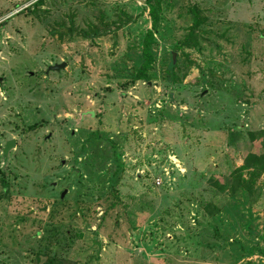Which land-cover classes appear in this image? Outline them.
Wrapping results in <instances>:
<instances>
[{
	"label": "rangeland",
	"instance_id": "1",
	"mask_svg": "<svg viewBox=\"0 0 264 264\" xmlns=\"http://www.w3.org/2000/svg\"><path fill=\"white\" fill-rule=\"evenodd\" d=\"M33 1L0 0V264H264V171L226 188L264 151V0H162L147 80L143 0Z\"/></svg>",
	"mask_w": 264,
	"mask_h": 264
},
{
	"label": "trees",
	"instance_id": "2",
	"mask_svg": "<svg viewBox=\"0 0 264 264\" xmlns=\"http://www.w3.org/2000/svg\"><path fill=\"white\" fill-rule=\"evenodd\" d=\"M162 0H143L146 8L147 14L149 17L150 25L147 28L142 36L141 43H140V56L141 61L138 66H132L129 68V74L132 75L133 79H148L147 71L150 69L152 61H153V54L151 52V46L154 42V30L157 26L158 21V14L160 9V3ZM42 3V0H34L29 5L25 6L23 9L27 13H35L36 8ZM20 11V10H19ZM198 14L193 11L192 15V26H196L199 22ZM3 21V20H2ZM71 31V28H68ZM96 31V32H95ZM95 33H100V30H94ZM93 32V33H94ZM61 32H59V35ZM79 34L83 37L85 34L83 31L79 32ZM191 39V38H189ZM192 46L197 48L196 42L191 40ZM175 63L169 60L168 63V70H172ZM262 134H264V129H262ZM264 171V151L260 153L254 152H247L243 158L241 163L233 168L229 175L231 176L230 181L226 183V188L230 190V193L235 191H239L241 194H249V190H251L252 185L255 182V179ZM0 198L3 196L4 189L6 184L1 181L0 184ZM232 195V194H231ZM114 201L111 202L110 205H113ZM42 264H62L61 259L57 258L53 252H49L46 255L45 259L42 261Z\"/></svg>",
	"mask_w": 264,
	"mask_h": 264
},
{
	"label": "water",
	"instance_id": "3",
	"mask_svg": "<svg viewBox=\"0 0 264 264\" xmlns=\"http://www.w3.org/2000/svg\"><path fill=\"white\" fill-rule=\"evenodd\" d=\"M173 59H174V57L172 55V61H173ZM64 66H65V62H63V61L62 62H59V63H53V64L48 65L46 67L45 72H47V71H56V70H59L60 68H63ZM29 73L31 74L32 72H29ZM1 79L2 78L0 77V81H1ZM13 143H14L13 139H9V140H6L5 141L4 146H3V155L5 154V152L9 148L12 147ZM61 163H63V160H61ZM65 193H66V189H62L60 191V193H59V197L62 198Z\"/></svg>",
	"mask_w": 264,
	"mask_h": 264
},
{
	"label": "built area",
	"instance_id": "4",
	"mask_svg": "<svg viewBox=\"0 0 264 264\" xmlns=\"http://www.w3.org/2000/svg\"><path fill=\"white\" fill-rule=\"evenodd\" d=\"M170 161L171 163L174 165V167H176L178 170H180L179 165L175 162V158L173 156L170 157ZM172 170V167L169 168H162L161 170V174H157L155 176H153V183L155 185H160L162 184V176L165 175L167 178H170V171ZM172 178V177H171Z\"/></svg>",
	"mask_w": 264,
	"mask_h": 264
}]
</instances>
